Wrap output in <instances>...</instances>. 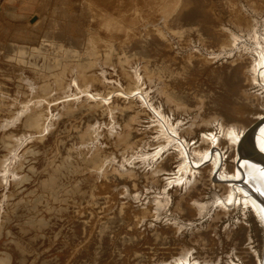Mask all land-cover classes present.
Listing matches in <instances>:
<instances>
[{
	"label": "rangeland",
	"instance_id": "1",
	"mask_svg": "<svg viewBox=\"0 0 264 264\" xmlns=\"http://www.w3.org/2000/svg\"><path fill=\"white\" fill-rule=\"evenodd\" d=\"M0 14V264H261L260 219L218 176L240 165L264 0Z\"/></svg>",
	"mask_w": 264,
	"mask_h": 264
},
{
	"label": "water",
	"instance_id": "2",
	"mask_svg": "<svg viewBox=\"0 0 264 264\" xmlns=\"http://www.w3.org/2000/svg\"><path fill=\"white\" fill-rule=\"evenodd\" d=\"M239 154L243 183L264 234V40L245 83ZM261 264H264V242Z\"/></svg>",
	"mask_w": 264,
	"mask_h": 264
},
{
	"label": "bare ground",
	"instance_id": "3",
	"mask_svg": "<svg viewBox=\"0 0 264 264\" xmlns=\"http://www.w3.org/2000/svg\"><path fill=\"white\" fill-rule=\"evenodd\" d=\"M173 136H175V138H177L175 133H174ZM239 137H240V133H239V136H238V138L236 139V142H235L236 150L238 152H239ZM183 149L187 152V147L186 146L185 147L183 146ZM187 154H188V152H187ZM205 158L208 159V156H206V157H204L202 159H205ZM219 161H222L221 157L219 158ZM239 164L240 165H238V170H237V173L235 174V176H233V177H228V176L225 177V175H224L222 178L220 176H218V180L223 182V183H227V185H229V187L232 189V193L234 194L232 196V198H237V197H241L242 196V197H244L245 200L248 201L249 204L252 205L251 200L249 198V195L247 193V190L245 188V185L243 183L240 159H239ZM218 165H220V163L217 162V166ZM187 167H188V165H187Z\"/></svg>",
	"mask_w": 264,
	"mask_h": 264
},
{
	"label": "crops",
	"instance_id": "4",
	"mask_svg": "<svg viewBox=\"0 0 264 264\" xmlns=\"http://www.w3.org/2000/svg\"><path fill=\"white\" fill-rule=\"evenodd\" d=\"M16 0H0V13L5 10L6 7L14 3ZM1 15V14H0ZM2 25V20L0 16V26Z\"/></svg>",
	"mask_w": 264,
	"mask_h": 264
}]
</instances>
